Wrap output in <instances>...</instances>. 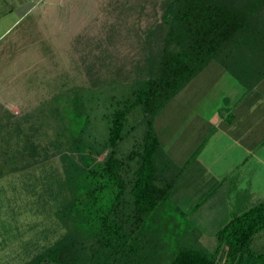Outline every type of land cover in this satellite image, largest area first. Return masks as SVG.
I'll return each instance as SVG.
<instances>
[{
	"label": "trees",
	"instance_id": "1",
	"mask_svg": "<svg viewBox=\"0 0 264 264\" xmlns=\"http://www.w3.org/2000/svg\"><path fill=\"white\" fill-rule=\"evenodd\" d=\"M160 8L144 34L142 77L72 86L53 100L38 141L23 147L20 169L57 156L68 191L54 211L63 232L23 264H215L221 252V264H264V252L250 248L264 229V199L231 215L211 251L190 222L167 213L181 168L153 130L159 109L210 61L245 89L264 76V0H162Z\"/></svg>",
	"mask_w": 264,
	"mask_h": 264
},
{
	"label": "rangeland",
	"instance_id": "2",
	"mask_svg": "<svg viewBox=\"0 0 264 264\" xmlns=\"http://www.w3.org/2000/svg\"><path fill=\"white\" fill-rule=\"evenodd\" d=\"M161 1L0 0V264H23L63 232L54 216L68 196L61 162L54 156L20 169L23 147L38 141L44 121L54 113L53 100L69 93L72 86L104 87L142 77L144 34L158 20ZM218 65L207 63L154 118L153 130L160 146H168V158L183 169L172 192L182 191V186L188 194L192 191L185 186L191 182L190 171L196 168L182 162L214 129L206 116L217 93ZM219 114L222 119L225 111L219 110ZM138 131L127 134L117 149H130ZM230 136L236 135L232 132ZM220 137L227 139L219 132L209 138L205 146L211 144L208 160L214 157L213 151L220 154ZM228 140L223 153L236 156L238 152L231 151L235 147L231 149ZM253 162L248 158L226 174L232 188L229 186L223 198L225 205H214L213 211L206 212L212 201L210 191L193 193L189 201L196 203L195 207L180 217L170 208L176 205L172 198L165 210L178 218L179 225L190 222L193 214L201 215L204 222L192 225L199 232L201 246L211 251L216 243L214 232L223 223L221 216L229 218L248 206L247 180ZM223 167L220 158L211 165L218 172ZM224 186L226 183L218 189L224 190ZM250 248L264 252V229L253 235ZM222 256L223 252L215 264H221Z\"/></svg>",
	"mask_w": 264,
	"mask_h": 264
},
{
	"label": "crops",
	"instance_id": "3",
	"mask_svg": "<svg viewBox=\"0 0 264 264\" xmlns=\"http://www.w3.org/2000/svg\"><path fill=\"white\" fill-rule=\"evenodd\" d=\"M216 75V78H218L216 81L217 93L212 99L211 111L209 115L206 116L208 117L206 122L212 125L214 129L207 135L205 140L192 149L189 156H186V159L182 162L183 164H192V166L196 168V170L190 171L191 182L190 184L187 183L185 186L192 187V191L188 194L182 186V191L172 192L170 196V198L174 199L176 206H179L183 212L191 211L193 207H195L196 203L189 201V197L194 196L195 193L204 195L211 191L210 195L212 201L210 200L205 207V211H208V213L209 211H213L211 209L214 205H225L226 203L223 201L227 193L226 191L231 185L229 181L226 180V174L229 173L233 166L238 167L243 165L248 158H252L254 162L253 166L250 168L247 180V208L254 202L264 199V128H260L261 125L264 126V76L253 87L245 89L220 65H218ZM219 110L225 111L222 119V114H219ZM211 116L212 118H210ZM248 118H250V122H248ZM236 123L237 125H235ZM258 128L260 129L259 133L257 132ZM218 132L227 139L220 137V140L217 141V143H220L217 146L219 147L217 150L220 151V154L212 150L214 157L208 160L206 155H208L207 152L211 144L207 148H205V146L209 138L216 137ZM232 132L235 133V137L230 136ZM226 140L230 142L231 149L235 147L231 151L238 152L236 156L231 152L230 154L229 152L228 154L223 153ZM227 145L229 146V144ZM161 148L168 156V146ZM194 150H196V153L193 158H191L190 155ZM203 154L205 155L203 156ZM213 154L211 155L213 156ZM203 157L205 158L203 159ZM218 158L221 159L222 165L225 166L219 170V172L211 168V165L215 163ZM181 170L183 169H180L182 173ZM218 181H222V184H218ZM225 183L226 186L222 187L224 190H219ZM230 187L232 188V186ZM215 188L219 189L214 191ZM202 218L201 215L193 214L188 220L191 224L192 222L196 224V222L201 220L204 222ZM228 219L226 215L221 216V222L223 223L220 226Z\"/></svg>",
	"mask_w": 264,
	"mask_h": 264
}]
</instances>
